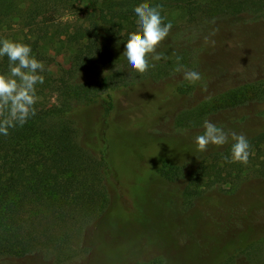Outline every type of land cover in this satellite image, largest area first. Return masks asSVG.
Wrapping results in <instances>:
<instances>
[{"label": "rangeland", "instance_id": "374dc122", "mask_svg": "<svg viewBox=\"0 0 264 264\" xmlns=\"http://www.w3.org/2000/svg\"><path fill=\"white\" fill-rule=\"evenodd\" d=\"M44 2L50 3L44 13L24 2L2 19L0 39L31 46L42 42L43 16L76 23L92 7L90 0ZM161 15L173 25L157 49L167 59L150 60L155 66L144 74L131 69L121 44L110 47L119 60L105 65L96 50L76 59L58 43L37 47L44 69L71 85L95 90L103 77L111 84L137 82L115 90L117 112L108 118H103L101 97L71 112L76 137L90 159L86 185L96 209L72 203L67 218L56 212L50 226H44L49 220H38L45 244L0 258V264H136L153 258L161 264H252L247 250L235 252L250 243L264 262V160L254 156L256 147L247 165L217 162L227 182L200 188V194L184 193L192 170L204 163L209 168L212 155L233 142L229 138L223 146L210 144L199 152L195 138L203 134L205 120L247 139L264 132V99L221 101L240 86L264 81V13L216 18L199 13L189 20L170 5ZM185 71H198L201 80L190 84ZM181 84L188 85L182 93ZM49 102H57L55 95L36 105ZM163 162L182 166L183 176L161 177L157 169Z\"/></svg>", "mask_w": 264, "mask_h": 264}, {"label": "trees", "instance_id": "16d2710c", "mask_svg": "<svg viewBox=\"0 0 264 264\" xmlns=\"http://www.w3.org/2000/svg\"><path fill=\"white\" fill-rule=\"evenodd\" d=\"M60 1L66 3V0ZM90 1L91 10L84 13L76 23L68 20L48 21L43 16L38 25L42 42L36 41L31 45V48L34 47L32 56L39 59L37 47L40 43H58L60 47L69 50L76 59L90 50H96L102 65L116 62L119 58L110 47L113 44L125 46L129 33L138 29L134 8L142 2H148L152 6L162 5L163 8L175 5L187 14L189 20H196L199 13L213 18L218 15L248 13L257 16L264 13V0ZM24 2L38 6L43 13L46 4H50L44 0H0V21L10 17L14 11L17 12ZM103 8L110 14L111 19L103 15ZM9 71L7 56L0 57V74H9ZM41 75L44 76V82L36 86L38 100H50L55 95L57 102L44 103L40 107L36 103L35 115L23 126L9 129L7 136L0 134V258L23 255L28 250L45 244L40 235L41 226L38 225V220H49L44 226H50V218L54 219L53 214L56 212H59L62 219L67 218L64 215H69L67 210H72V203L80 205L79 209L87 206L96 209L97 200H93L94 193L88 191L86 185L90 159L85 146L76 137L71 112L74 106L90 105L101 97L105 102L103 118H108L112 110L117 112L118 96L114 93L115 90L127 88L137 82L121 81L111 84L103 77L101 85L94 90L92 87L71 85L64 78L53 77L45 69ZM187 87L188 85L181 84L177 90L182 93ZM228 96L222 97L221 101L244 103L248 100H263L264 81L240 86ZM248 140L251 151L255 147L257 149L254 156H261L264 160V132ZM232 143L223 152L212 155L210 162L213 163L209 168L203 162L204 164L192 170L184 188L186 195L200 194L203 190H199L200 188L210 186L214 182H227L217 162H227L225 157L231 158ZM105 155L101 160L107 168ZM157 172L170 181L183 176L182 166L167 162H163ZM245 250L246 255L251 257L252 264H264L260 259L262 252L258 258L253 243L237 247L235 252ZM136 264L161 263L159 258H153Z\"/></svg>", "mask_w": 264, "mask_h": 264}, {"label": "clouds", "instance_id": "9594fccd", "mask_svg": "<svg viewBox=\"0 0 264 264\" xmlns=\"http://www.w3.org/2000/svg\"><path fill=\"white\" fill-rule=\"evenodd\" d=\"M162 9V5L152 6L148 2H142L134 8L138 29L129 33L123 55L136 73L144 74L150 67H154L150 60L167 59L157 49L168 37L173 25L170 21L164 22ZM205 39L208 42L209 38ZM211 43L214 45L215 41ZM31 53L28 44L9 39L0 40V57L7 56L10 66L9 74H0V134L5 136L9 134V129L23 126L35 115L34 105L38 100L36 85L44 82V76L40 74L44 64ZM184 79L195 84L201 80V74L198 71H185ZM203 127V134L195 138L199 152L207 151L210 144L223 146L230 138L233 141L231 158L225 157V160L229 163L248 164L253 152L245 135L229 134L208 120L204 121Z\"/></svg>", "mask_w": 264, "mask_h": 264}]
</instances>
